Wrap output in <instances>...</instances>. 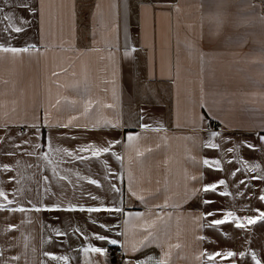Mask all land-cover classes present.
Here are the masks:
<instances>
[{
  "label": "crops",
  "instance_id": "obj_1",
  "mask_svg": "<svg viewBox=\"0 0 264 264\" xmlns=\"http://www.w3.org/2000/svg\"><path fill=\"white\" fill-rule=\"evenodd\" d=\"M30 2L39 7V0ZM0 7L28 18L26 30L16 34L12 44L36 46L17 56L0 52V164L15 169L17 160L28 159L7 155L24 139L41 143L44 151L49 137L55 147L69 151L119 140L123 143L112 151L122 156V162L108 153L98 158L82 153L90 159L60 165L58 171L68 177L65 181L44 166L38 171L21 167L19 173L25 195L34 203L39 200L52 207L114 203L124 209V215L31 212L23 214L24 224L22 214L0 212V264H57L43 256L46 251L67 255L68 264H112L111 250L117 248L123 250L126 264L159 259L166 252L168 264H213L203 252L229 250L255 251L264 264V221L246 230L233 224L202 227L222 218L219 213L203 215L215 209L232 210L241 217L264 211V202L257 198L264 195V181L251 179L248 187L239 184L241 178L249 180L259 172L230 175L243 168L238 160L264 170V141L259 139L264 136V0H42L34 15L12 9L3 0ZM131 48L136 49L132 58L125 57ZM89 100L91 111L85 115ZM72 116L77 117L75 126H59ZM105 120L123 127L113 130L97 124ZM210 131L222 134L212 140L219 148L205 147ZM126 133L138 139L129 145ZM229 147L237 151L229 153ZM24 150L32 149L25 145L20 151ZM204 159H220L224 171L205 166ZM76 173L98 180L101 187L78 180ZM14 175L15 170L0 174L10 198L16 186L8 178ZM44 175L50 178L49 194L43 193ZM220 179L226 180L233 196H220L222 188L203 192L204 186ZM37 180L39 195L34 191ZM109 182L120 193L109 191ZM87 193L100 197L103 204ZM204 199L211 203L205 206ZM0 203L6 202L0 198ZM91 217L123 235L94 226ZM52 228L66 235L57 236ZM76 228L90 237L103 234L117 239L124 247L84 239ZM151 237L152 243L142 248ZM89 243L105 248L107 255L86 257L80 249ZM17 255L19 261L11 259ZM216 264L255 262L250 257L218 258Z\"/></svg>",
  "mask_w": 264,
  "mask_h": 264
},
{
  "label": "snow or ice",
  "instance_id": "obj_2",
  "mask_svg": "<svg viewBox=\"0 0 264 264\" xmlns=\"http://www.w3.org/2000/svg\"><path fill=\"white\" fill-rule=\"evenodd\" d=\"M3 3L6 5H10L12 9L19 8V10L23 12H31L33 15L39 10V7H42V0H39V7L36 5H33L30 0H20L19 4H14L12 3V0H3ZM255 6V4H254ZM0 14H3V21H4V27L0 28V52L2 53H10L13 56H17L19 54L23 53H28L30 49H35V45H26V46H14L12 44V41L16 39V34H20L26 30V27L28 26V18L25 16H17L14 14H8L5 12L4 7H0ZM136 51L135 48H131V51H126L124 53L125 57L132 58V54ZM73 104H75V101H72ZM92 107V102L89 100L84 108H83V113L86 115L89 111H91ZM107 107L111 108L113 107L112 105H107ZM76 116H72L71 119L67 121V123H64L62 125H59L61 127H71L75 126L73 125V121L76 120ZM145 119L144 115H141V120ZM97 124L101 127H110L113 130H118L123 127L122 124L120 123H114L112 121H102V122H97ZM141 127L144 128H149L151 127L150 125L147 124H142L140 125ZM32 127H37L33 125ZM201 130H204L203 128ZM38 138V132L35 134ZM222 134L219 131H210L209 136H208V141L205 144V147L207 148H219L220 145L218 143H213L212 140L215 139L216 137H220ZM126 140L129 145L132 144L133 141L138 139L137 135L126 133L125 134ZM67 138H72V137H67ZM260 140L264 141V136L259 137ZM123 142L119 140H106L103 145H96L95 143H89L85 146L76 148L75 151H69L68 148L65 147H55L51 141V137L47 139L46 143V151L42 150L45 146L42 145L41 143L34 142L33 140L30 139H24L20 142L18 145H14L16 148V151L9 152L7 155L9 156H20V157H27V160H17L15 163V169L13 167H10L8 164H0V174L4 172H13L14 170L16 171V175L9 177L8 180L10 183H12L14 187L11 190V195L13 198L9 197V193L4 190L3 188V180H0V198L3 199L6 203H0V212L7 211L12 214H22L21 215V224L25 223V220L23 219V214H28L31 212H36L40 213L42 211H66V212H81V213H108L109 215L113 214H121L124 215V209L119 206H115L113 203V206H88L84 207L83 205L76 206L71 203L68 204L67 207H61L60 204L55 205L54 207L52 206H44L40 203L39 200H37L35 203L33 202V199L31 196L25 195V188L22 187V181L23 177L19 173V169L21 167H24L26 169H36L37 171L44 166L46 169L50 168L51 174L54 177H57L60 181H65L68 179L66 175H62L60 171H58L59 167L61 164H68L72 160H78V161H86L89 160V156L85 155H80L82 153H91V157H100L103 154H110L115 157L117 161L122 162V156L118 155L116 152H113L112 149L117 145V144H122ZM29 146L31 147V151L24 150L20 151V149L23 146ZM248 148L253 149L254 151L257 150L255 145L249 144L247 145ZM262 148H264V144L261 145ZM237 149L233 147H229L227 149V152L233 153L236 152ZM55 157V158H54ZM64 157H68L70 159H64ZM229 164H232L233 161L229 160ZM238 163L243 165L242 169H237L235 171H231L230 175L235 177L237 175V171H240L242 174L244 172H249V173H254V172H259V175L255 177H250L249 180H245L241 178L239 180V184L244 185L245 187H248L251 184V179H256L260 181H264V170L261 169L259 164H253L249 165L247 161L244 160H238ZM203 164L209 168L215 167L218 171H224V169L221 167V160L220 159H214V160H209V159H204ZM105 167H107V161H105ZM110 175L115 176V173H112L111 171L109 172ZM77 179L78 180H84L87 179L88 183L91 185H95L97 188L101 187V184L98 180L96 179H89L87 177L81 176L79 173H76ZM195 179V177H193ZM69 183H73L72 181H69ZM37 187L34 189L36 191L37 195L40 194V181L37 180L36 182ZM50 178L48 175L43 176V193L44 194H49L51 189H50ZM110 188L109 191L115 192V193H120V188L117 187L116 184L109 182ZM222 188V190L219 191V195L222 197H229L233 196V193L229 192L227 190L228 188V183L226 182L225 179H220L217 182H213L210 185L204 186L203 187V192L205 193H217V189ZM32 191V190H29ZM264 191V189H262ZM52 195H56L55 193H51ZM195 194V193H194ZM81 195H84V193H81ZM87 196L89 199L93 201H101V198L93 195L91 193H87ZM260 201L264 202V195H258L257 197ZM58 199H60L58 197ZM21 201L26 202L27 205L22 204ZM202 203L206 206L211 203V201L204 199ZM103 202L101 201V205ZM39 205V206H38ZM258 212V216L256 217H250V216H238L235 211L228 210L224 211L223 209H215L212 211H208L207 213H204L203 215L205 217H210L214 216L216 214H221L222 218H216L213 220H208L205 225H202V227H208V228H215L219 229L221 226L226 225V224H233L236 229L239 230H246L250 225H256L258 222L264 221V211L261 210H256ZM91 223L95 225H99L101 229H104L108 232H115L117 236L123 235V233L119 232L116 230V228H109L105 223L99 222L95 217H91ZM27 223L31 224L32 219L29 217L27 220ZM44 227H50L48 225H45ZM118 227V226H117ZM12 230H18L14 226L12 227ZM76 233L81 234L84 239H92L94 238L96 241L100 242H106L108 245H113L116 246L120 244V242L117 239L114 238H109L106 235L103 234H94L93 237H90L87 233L83 231V229L76 228L74 230ZM52 232L55 233L57 236H64L66 233L61 232L59 229L52 228ZM151 236V234H150ZM225 238H231L228 236L227 233H224ZM154 237H151L148 239L146 242L142 243V248H147L152 241L154 240ZM200 240H204L205 237L201 236L199 237ZM120 247H124L123 244H120ZM178 247V246H177ZM138 249L133 246V251H136ZM142 250V249H141ZM35 251V249H33ZM80 251H83L84 255L87 257L89 253H95L99 254L101 256H106L107 255V250L103 247L99 246H93L91 243L87 245V247H83L80 249ZM127 252V250H125ZM203 256L206 257L207 261L213 262V264H216L218 258L220 260H229V261H245L250 257L251 261H254L255 264H262V260L258 258V254L255 251H241V252H236V251H216L214 253H209V252H203ZM43 256L47 258V260L51 261H56L57 264L59 262H63V264H68L69 257L67 255H53L50 254L49 252H44ZM3 257V252L0 251V258ZM168 258H169V253H164L162 258H155V257H149L145 259L144 261L141 262V264H168ZM14 261H19L21 259L20 256H13L11 258ZM41 264H45V261H41ZM99 264V262H97ZM128 264H132L131 261L128 262Z\"/></svg>",
  "mask_w": 264,
  "mask_h": 264
},
{
  "label": "built area",
  "instance_id": "obj_3",
  "mask_svg": "<svg viewBox=\"0 0 264 264\" xmlns=\"http://www.w3.org/2000/svg\"><path fill=\"white\" fill-rule=\"evenodd\" d=\"M217 128L220 129V127ZM111 254H112V264H126L124 261L123 250L121 248L112 249Z\"/></svg>",
  "mask_w": 264,
  "mask_h": 264
}]
</instances>
